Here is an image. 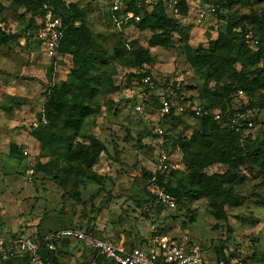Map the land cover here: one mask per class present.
I'll use <instances>...</instances> for the list:
<instances>
[{"label":"rangeland","instance_id":"rangeland-1","mask_svg":"<svg viewBox=\"0 0 264 264\" xmlns=\"http://www.w3.org/2000/svg\"><path fill=\"white\" fill-rule=\"evenodd\" d=\"M221 1L187 0L186 13L176 16V24L165 34L154 31L153 23L142 24V18L128 25L111 20L109 0H66L82 16L77 25L83 24L104 51L90 54L92 59L100 55L102 61L90 59L93 69L90 66L78 79L73 78L74 47L54 61L36 39L41 0H0V23L9 30L7 39L0 29V233L34 237L37 232L75 228L116 246L147 250L167 238L200 247L207 264L220 259L264 264V87L249 91L244 99L237 93L254 80L264 82V53L254 65L251 56L238 54L239 49L256 54L264 48V0L234 4L225 22H218L216 12L200 17L203 11L217 10ZM168 34L169 43L158 45ZM221 38L232 41L231 47H213ZM229 55L238 62L229 63ZM221 57L228 73L217 80L212 75ZM146 78L151 81L146 83ZM57 88L65 93L60 101L84 109L78 132L64 123L74 111L50 106ZM171 92L177 98L174 106L187 109L179 114L184 117L191 108L254 106V129L238 147H228L220 137L209 148L200 143L203 153L223 152L208 165L203 155L195 158L196 150L190 149L184 158L179 154L178 170L187 168L184 178L198 171V161L205 165L199 174L207 177L225 175L229 163L239 165L233 186L226 185L236 200L224 198L222 212L188 183L181 188H186L185 194L176 211H157L145 204L158 148L157 105ZM196 117L180 125L189 127L187 139L195 131L209 133L211 124L204 127ZM38 131L45 133V141L37 139ZM93 140L105 151L92 145ZM79 145L90 158L97 148L93 167L74 159ZM60 255L59 264H99L80 241H71Z\"/></svg>","mask_w":264,"mask_h":264},{"label":"trees","instance_id":"trees-1","mask_svg":"<svg viewBox=\"0 0 264 264\" xmlns=\"http://www.w3.org/2000/svg\"><path fill=\"white\" fill-rule=\"evenodd\" d=\"M224 1L226 3H224ZM234 1L235 0H223L220 3L216 4L217 5L216 16H217L218 22H225V20L228 19L230 7H232L234 4L241 3V2L244 3L249 0H236L235 3ZM127 2H128V8L125 11L118 12V13H112L111 10H109L110 11L109 16L111 20L121 21V22L124 21L122 22V25H128L133 19L128 20L129 22L127 21L126 23L125 22L126 15L128 12H131L134 14L135 19L142 18V24L145 25V24L153 23L154 31L165 32V34L167 33V31L169 32V30L176 24L174 19H176L177 18L176 16L178 15H174L173 13H171L168 7H166V5L163 3H159L157 6L150 9L144 6H141V7L137 6L132 0H127ZM45 4H52L55 7L58 15L62 18L63 23H64L63 37L60 41V45L58 49V57L61 56L62 54H65L67 51L70 52L71 48L74 47L75 48L74 53H76V58L74 59L75 67L73 71V78L76 77L79 79V78L84 77L87 73L90 72L89 70H87L88 68H90L91 66L90 64H93V65L95 64V63H91L90 61V59H92L91 55H93L92 52L94 51V53L97 54V51L99 50V48L101 50V47H99V45L91 37L90 32L85 27H83V24L80 26L77 25V22L81 20L82 16L79 14H76V9L74 5H66L67 4L66 0L62 2H57L56 0H41V6H44ZM187 7H188L187 0H184V2L180 6L179 14L181 15L185 14L187 11ZM41 15H42L41 19H43V12L41 13ZM41 27H42V21H41L40 27L36 31V34ZM224 32L221 30L220 34H224ZM0 33H2L1 30H0ZM2 34L5 38L7 39L9 38L7 33L3 32ZM166 36H167V40L159 41L158 45H166L169 43L170 34ZM257 42H258V45H260L261 42L260 41H257ZM225 43H227L228 45L227 48H230L232 41L230 42L229 40H225L221 38L219 40V43H215L213 47L217 49L218 44H225ZM225 47L226 46L223 45L220 47V49L225 48ZM263 50L264 48L262 47L261 52L259 51L256 54H249L250 53L249 51L245 50V52L243 53L242 52L243 50L239 49L238 54H241L242 56L248 54L249 56H251L248 60L251 65H254L256 61L263 55L264 53ZM102 52L104 51L101 50V54H104ZM102 58L103 57H100V55L95 56V58L92 59V62H97L98 64L100 61H102ZM208 59L210 61L212 60V58H208ZM55 60L56 59H54V61ZM216 60H219V59H216ZM220 60H221V63L219 64L218 67H215L216 68L214 69L215 72L212 75V76H215L217 80H220L221 78L225 77V75L228 73V70L225 67L222 57ZM227 60L229 61V63H233V64L238 62L237 58L233 59L230 57V55L227 57ZM90 69H93V67L91 66ZM251 84L253 85V88L250 89L249 87ZM263 87H264V82L257 79V80H254L249 85H247V87L245 86L239 89L237 93L243 92L244 95L242 98L244 99L246 97L248 98L249 91L261 89ZM53 90H54L53 94L54 96L56 94L57 99L54 103H51L50 106H52L58 111H64L66 109H70L71 111H74V114L73 115L69 114L70 118L68 120H65L64 123L68 127V130L73 131V132H78L84 120V115H85L84 109L80 110L77 107H71V105L60 101L59 97L61 95H65V93H61L58 88L56 89V91L55 89ZM54 96L52 98H54ZM166 99L167 97L164 98V100ZM162 102L160 103V105H157L158 109L161 107ZM247 109H254L253 104L250 103L248 106L240 105V107L237 109L231 108V105H224V104L221 107V109H212V108L206 109L205 111L213 112V114L216 112L220 113L222 116V121H216L213 115L198 117L199 120H201V123H203L202 125L204 127L206 126V124H211L209 128V133L207 132L201 133V132L195 131L192 133V136L189 139H187L186 137L187 136L186 130L189 127H186L187 129L186 128L182 129L180 125L182 124L183 120L185 121L187 120L186 118L188 119H192L193 117L195 118L196 117L195 113L191 112L189 113L188 117H184L183 115L180 116L178 114H175L174 112L170 117L160 119L161 123L159 125V128H161L165 132V137L169 141L168 143L169 145L167 147L170 148L171 151H176V149L179 148V151L177 153H174L173 155L174 156L173 163L177 166L178 161H179V154H182L184 158L185 155L190 151V149L196 150L195 158L196 156H198V154H201L204 156L205 158L204 160H206L207 165L213 163V161L215 160L213 157L218 156L220 153H223V152H216L213 156H211L210 153H203L202 150L200 149L199 144L201 143V145L203 146V149L205 146L209 148L213 146L212 140L215 139L216 137H220L221 139L223 138L224 143L227 144L228 147H231V146L238 147L242 139L244 140V142L247 141L250 137V134L247 136L236 134L227 125L228 121L234 116L236 112H244ZM80 111L82 115L81 117H78L80 116L79 115ZM44 134H45L44 132L38 131L35 136L37 137L38 140L45 141ZM50 139L51 138H47V140H50ZM91 143L94 146L95 145L98 146L101 152L105 151V148L103 147L101 143H98L94 140L91 141ZM147 147H148L147 149L152 152L151 147L150 146H147ZM96 149H97L96 147L95 149H93V158H90L88 155V151L85 150L83 146L79 145L77 146L75 152L73 153V157L75 160L81 161L82 164H86L89 168H91L94 166L97 160V157H98V155H94L95 154L94 151ZM151 155H154L153 152ZM232 160H235V157ZM154 164H155V155L153 157V169H154ZM183 165H184V162H183ZM187 166H188V169L191 170V165L189 163ZM196 166L198 167V171L196 173L195 171L194 172L190 171V175H188L187 178L185 177L186 178L185 182H184L185 178L183 177L184 176L183 174H186L185 172L187 170L185 166H184V169L181 171H179L178 168L172 170L171 180L167 188H168L169 194L172 195L176 199L177 209H178L179 203H181V200L184 197L185 189H186L184 187H183L184 189H181V188L183 185L185 186L187 183L188 185L190 184V186L192 187H198L199 190H201L199 191L200 194L210 197L215 202L216 208L217 210H220V212H222V208L224 206L223 202H225V199L228 200L229 203L235 202L236 199L234 200L233 189L230 187H227L226 185L228 184V185L233 186L234 184L233 182L236 181L237 169L239 168V165L237 163H229V171L225 175H213L212 177H207L206 175L199 174L201 168L205 166L202 161H198L196 163ZM153 169L149 173V176L147 178V183L145 187L147 200L145 204L148 203V205L152 206V208H155L158 211V210H162L163 207L160 206L156 202L155 198L149 193V181L152 177ZM62 230H69V229H62ZM72 230H78V231H81L89 235L87 231H83V230L75 229V228H73ZM58 231H61V230H58ZM55 232L57 231L46 232L44 234H41V232H38L37 237L42 238L43 236H46V235H49ZM98 239H101V238H98ZM71 241L73 240H65L62 242H56L54 251H49L46 247L42 246L40 248L39 254L43 257L45 264H59L60 258H61V255H60L61 252L66 246L69 245ZM133 248H136V247H129V249H133ZM92 253L94 254L95 262L99 264H113L112 262L106 260L105 258L100 257L93 250H92ZM219 261H224L225 264H230L227 259H220ZM0 262L1 264H28L29 261L27 259H17V260H11L9 262H3L0 260Z\"/></svg>","mask_w":264,"mask_h":264},{"label":"built area","instance_id":"built-area-1","mask_svg":"<svg viewBox=\"0 0 264 264\" xmlns=\"http://www.w3.org/2000/svg\"><path fill=\"white\" fill-rule=\"evenodd\" d=\"M62 2L64 0H56ZM110 10L112 13H118L127 10V0H109ZM137 6L153 8L159 3H163L168 7L171 13L179 15L180 6L184 0H132ZM203 11L200 17L204 19L207 14L215 13V9ZM134 14L128 12L126 21L133 19ZM0 29L6 33V26L0 23ZM64 23L58 15L55 7L52 4H45L43 8L42 27L36 34V39L43 47L46 56L50 59L58 57V49L60 41L63 37ZM258 44V42H256ZM146 83L150 78H146ZM240 97H243V92H239ZM177 100L176 95L171 92L170 96L162 102L159 110L160 119L170 117L175 114L186 113L185 107H175L173 101ZM137 111H141V107H137ZM191 112L196 116L213 115L216 121H222L220 113L205 111L202 108H191ZM253 111L247 109L244 112H236L228 121V126L236 134L247 136L254 129L255 122ZM156 139L155 145L157 155L155 154V164L152 177L149 181V193L155 198L156 202L163 208L175 211L177 209L176 199L169 194L168 185L171 180L172 170L176 169L174 161V153L179 151H171L167 146L168 139L165 137V132L162 129L155 130ZM31 179L34 172H28ZM65 240H73L83 242L89 249L96 252L100 257L112 262L113 264H207L205 254L198 246L187 245L186 243H178L172 239L163 238L158 242H154L151 250L133 248L127 249L125 246H116L108 241L94 238L78 230H61L55 233L38 238L28 236L26 233H13L11 236H6L0 233V260L9 262L17 259H27L28 264H45L43 257L39 254L42 246L49 251L55 250V243ZM217 264H225L224 261H219Z\"/></svg>","mask_w":264,"mask_h":264},{"label":"crops","instance_id":"crops-1","mask_svg":"<svg viewBox=\"0 0 264 264\" xmlns=\"http://www.w3.org/2000/svg\"><path fill=\"white\" fill-rule=\"evenodd\" d=\"M2 144H4V142H3V139L0 137V145H2ZM5 158H6L5 156H2V160ZM37 234H38V232H37ZM37 234L35 233L36 236H37Z\"/></svg>","mask_w":264,"mask_h":264}]
</instances>
